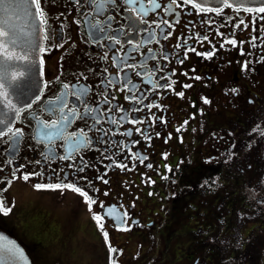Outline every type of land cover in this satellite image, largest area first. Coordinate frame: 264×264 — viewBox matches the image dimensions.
Wrapping results in <instances>:
<instances>
[{
  "label": "flooded vegetation",
  "instance_id": "af4514ba",
  "mask_svg": "<svg viewBox=\"0 0 264 264\" xmlns=\"http://www.w3.org/2000/svg\"><path fill=\"white\" fill-rule=\"evenodd\" d=\"M258 7L41 0V89L2 130L20 135L0 137V201L11 209L0 231L26 250L21 235L63 238L70 219L46 203L70 200L88 221L82 231L106 245L91 264H264ZM52 121L59 128L45 139ZM69 183L91 209L70 189L35 187Z\"/></svg>",
  "mask_w": 264,
  "mask_h": 264
},
{
  "label": "water",
  "instance_id": "95a60500",
  "mask_svg": "<svg viewBox=\"0 0 264 264\" xmlns=\"http://www.w3.org/2000/svg\"><path fill=\"white\" fill-rule=\"evenodd\" d=\"M208 5H218L228 1L237 6L263 5L264 0H196ZM23 5L17 8L12 0H5L0 4V24L6 29H16L18 42L15 46L5 44L10 53L19 57L27 52V60H7L0 56V119L5 124L0 125L4 130L16 118V110L30 102L40 91L42 85L40 48L42 44L41 26L38 17L26 16ZM23 33V34H20ZM6 39V38H5ZM30 40L31 43H25ZM14 49V50H12ZM2 51V49H0ZM5 93L7 94L5 98ZM11 104V107L7 105ZM0 264H33L24 246L17 238L0 231Z\"/></svg>",
  "mask_w": 264,
  "mask_h": 264
},
{
  "label": "rangeland",
  "instance_id": "374dc122",
  "mask_svg": "<svg viewBox=\"0 0 264 264\" xmlns=\"http://www.w3.org/2000/svg\"><path fill=\"white\" fill-rule=\"evenodd\" d=\"M14 204L11 202L10 206L14 207ZM46 207L58 217H69L70 220L62 224L63 238L42 233V229L34 236L21 235L29 244L26 251L32 260L36 259L39 264H60L65 261L91 264L93 261L107 258L108 254L104 252L106 245L101 241V237H92L90 232L82 231L88 221L79 216L81 208L76 201H47ZM46 243L49 245H45Z\"/></svg>",
  "mask_w": 264,
  "mask_h": 264
},
{
  "label": "snow or ice",
  "instance_id": "6c2138e0",
  "mask_svg": "<svg viewBox=\"0 0 264 264\" xmlns=\"http://www.w3.org/2000/svg\"><path fill=\"white\" fill-rule=\"evenodd\" d=\"M5 0H0V4H4ZM77 2H79V0H77ZM133 0H126V3H132ZM12 3L17 7V8H22L23 5H29L30 7L28 8H23V12L26 16L29 17H38V23L41 27L45 26L47 24V19L45 16V12L43 11V9L41 8V0H12ZM173 4H176V0H172ZM185 4L191 3V0H184ZM179 6V5H178ZM194 8L199 7V4H193L192 5ZM100 7H103V5L101 4ZM157 7H159V5H157ZM211 10V9H210ZM257 12L260 13H264V7H258L255 9ZM164 23H167V21H164ZM159 26V25H157ZM23 34V33H20ZM6 38V39H5ZM44 39H47L46 36L43 37ZM18 42V35H17V30L16 29H6L5 26L3 24H0V49H2V51H0V56L4 57V59L7 60H12V59H19V60H27L28 58V54L27 52H24L23 55L19 56V57H15L10 53V48H6L4 45L7 43L10 46H15ZM25 43H31L30 40H25ZM232 43H235V41H233ZM14 50V49H12ZM41 52H44L45 49L43 47L40 48ZM41 63H43V61H41ZM196 79H199V77H196ZM0 87H3V85H0ZM68 86L65 85V88H67ZM163 87V86H162ZM185 87H190V85H186ZM180 96H183L184 93L181 92L179 93ZM7 94L5 93V98H6ZM81 96L77 95V99H80ZM36 100H39L40 97L37 96L35 98ZM54 104H57L59 106H61V111L63 112L64 110V105H65V100H64V96L61 95L59 97L56 98V101L53 102ZM204 103H209V101L205 98L204 99ZM8 107H11V104L7 105ZM28 107H31V104L28 105ZM51 107V106H50ZM151 107V106H149ZM16 115H19V110H16ZM76 112L74 109L70 110L69 113L67 115H64L62 117V121L64 123H68L70 122L69 120V116H75ZM5 124V120L4 119H0V125ZM42 128L45 129L44 132V138L45 139H52L54 133L51 131H48V129H57L59 128L58 122L57 121H52L51 124H43ZM137 131H139V129H137ZM179 131V129H178ZM9 133H11V136L9 137L10 139L12 137H18L20 135V129H16L15 131H13V129L11 127L8 128V132H4L2 130H0V137H4L7 136ZM126 134H130V133H126ZM74 137L77 135L76 133L72 134ZM83 140V137H80L77 140V143L81 142ZM66 158V157H61ZM135 158V157H134ZM143 159H146V157H141V163L143 162ZM120 167H125L124 165H119ZM148 167H151V165H147ZM29 177L28 175L24 176V179L27 180ZM106 182V181H105ZM9 183H11V181H9ZM35 187L37 189L40 188H51V189H63V188H67L70 189L76 193H78L79 195H81L82 197H84L86 202H89V208L91 209V204L95 203L94 200H91L88 196V194L86 192H84L80 187L75 186L74 184H56V185H35ZM11 211V209L9 207H6L4 205V203L2 201H0V212H2L3 214L7 215L9 212ZM94 219H96L98 222L102 219V217L100 216H94ZM102 227V225H101ZM107 235V234H105ZM0 239H3L2 237H0Z\"/></svg>",
  "mask_w": 264,
  "mask_h": 264
}]
</instances>
